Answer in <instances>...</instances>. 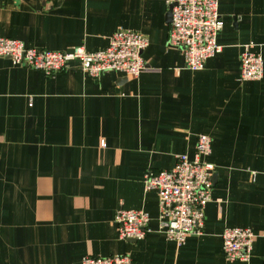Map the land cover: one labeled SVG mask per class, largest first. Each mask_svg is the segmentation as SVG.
Wrapping results in <instances>:
<instances>
[{"label":"crops","instance_id":"1","mask_svg":"<svg viewBox=\"0 0 264 264\" xmlns=\"http://www.w3.org/2000/svg\"><path fill=\"white\" fill-rule=\"evenodd\" d=\"M218 1L221 51L193 71L168 44L167 0H0V36L27 47L98 51L120 27L149 41L139 77L75 63L49 77L0 58V264H264V75L240 80L245 45L264 60V0ZM199 134L214 187L202 234L178 246L144 178L195 159ZM120 208L149 213L145 238H120ZM227 227L254 232L249 261L226 258Z\"/></svg>","mask_w":264,"mask_h":264},{"label":"built area","instance_id":"2","mask_svg":"<svg viewBox=\"0 0 264 264\" xmlns=\"http://www.w3.org/2000/svg\"><path fill=\"white\" fill-rule=\"evenodd\" d=\"M171 22L168 44L179 49L186 67L193 71L204 68L206 61L221 51L217 38L223 29L218 0H167ZM149 41L143 34L123 27L110 37L102 50L88 51L83 46L66 51H51L27 47L22 41L0 36V58H9L15 65L39 70L52 77L75 63L94 78L116 71L139 77L146 70L143 57ZM245 45L240 55V80H260L264 75V60L260 53ZM213 139L199 134L197 157L179 154L172 169L145 174L147 191H155L159 200V216L167 237L178 246L192 234H202L205 208L214 187L212 163L199 156L212 152ZM151 217L144 210L120 208L115 215L119 236L123 240H141L150 232ZM223 250L229 261L247 262L251 258L255 234L247 227H227L222 233ZM81 264H134L128 254L85 256Z\"/></svg>","mask_w":264,"mask_h":264},{"label":"water","instance_id":"3","mask_svg":"<svg viewBox=\"0 0 264 264\" xmlns=\"http://www.w3.org/2000/svg\"><path fill=\"white\" fill-rule=\"evenodd\" d=\"M169 18H170V20H171V12H169Z\"/></svg>","mask_w":264,"mask_h":264}]
</instances>
